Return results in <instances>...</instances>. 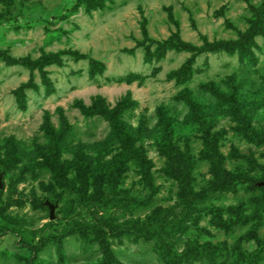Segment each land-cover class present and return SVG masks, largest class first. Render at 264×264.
<instances>
[{"label":"rangeland","instance_id":"1","mask_svg":"<svg viewBox=\"0 0 264 264\" xmlns=\"http://www.w3.org/2000/svg\"><path fill=\"white\" fill-rule=\"evenodd\" d=\"M262 133L264 0H0V264H264Z\"/></svg>","mask_w":264,"mask_h":264},{"label":"trees","instance_id":"2","mask_svg":"<svg viewBox=\"0 0 264 264\" xmlns=\"http://www.w3.org/2000/svg\"><path fill=\"white\" fill-rule=\"evenodd\" d=\"M92 3V2H91ZM90 6L92 5V4H89ZM192 106H194V104H192ZM232 106L234 107V108H236L235 106H236V104H232ZM103 114H105V115H107L108 113L104 110L103 112H102ZM236 114V112H233V114ZM243 118H247V116L245 115V114H243ZM241 120V119H240ZM241 122H242V125H243V127H244V129L246 130V132H247V130H248V121L247 120H241ZM260 136L259 137H262V140H264V133H262V134H259ZM62 163V160L60 159V158H58V160H57V164L55 165V167H54V169H48V168H46L47 166H43L42 167V169H48V171H50V173L52 174V176L54 177V178H57V179H61V178H64V180H65V171L64 170H62L61 169V167H60V164ZM264 182V181H263ZM257 183H259V182H257ZM86 190V189H85ZM85 190H83V195H84V197L86 198V199H88V201H89V203H92V204H97L98 203V201H99V199H100V197H101V193H94V194H91L90 196H86V191ZM263 203H264V199H263ZM146 204V203H145ZM47 205V204H46ZM138 205H139V203H138ZM48 206V205H47ZM137 207V206H136ZM140 207V206H139ZM138 208V207H137ZM163 212V209H161V208H159L158 209V211L155 213L156 215L154 216V219H156L157 217H160V214ZM99 218H102V217H99ZM149 220V219H148ZM166 220V219H165ZM142 221L141 220H139V219H137V220H132L131 222H130V226L131 227H133V229L135 230L136 229V231L137 230H140L141 232H142V234H145V235H147V234H149V232H155V231H160L159 229H161L162 227H164V226H161V227H158V226H156V225H154V222L152 223V222H149L147 225H142L143 224V222L141 223ZM151 223V224H150ZM129 226V227H130ZM93 227V226H92ZM120 226H117L116 228H113V229H118ZM94 230L96 231V233L97 234H99L98 236V239H99V241H98V245H99V247H100V249L105 253L104 255H105V257L107 258L108 256H110V250H109V248L108 247H106V245H105V237H104V235H102V233H101V230L99 229V228H94ZM104 233V232H103ZM97 237V236H96ZM96 237H91V238H89V241H96L97 240V238ZM170 251H171V253H173L172 255L173 256H171V257H176L177 258V254H175V248H170L169 249ZM192 255L193 254H189V256L188 257H192Z\"/></svg>","mask_w":264,"mask_h":264},{"label":"water","instance_id":"3","mask_svg":"<svg viewBox=\"0 0 264 264\" xmlns=\"http://www.w3.org/2000/svg\"><path fill=\"white\" fill-rule=\"evenodd\" d=\"M259 185H264V182H259ZM0 188H2V183H1V178H0ZM46 204L48 205L49 209H50V218H54V209H55V205L50 203L49 201H46Z\"/></svg>","mask_w":264,"mask_h":264}]
</instances>
